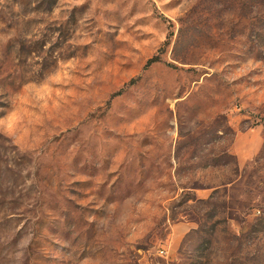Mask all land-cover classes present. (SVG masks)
<instances>
[{
    "label": "rangeland",
    "instance_id": "obj_1",
    "mask_svg": "<svg viewBox=\"0 0 264 264\" xmlns=\"http://www.w3.org/2000/svg\"><path fill=\"white\" fill-rule=\"evenodd\" d=\"M0 264H264V0H0Z\"/></svg>",
    "mask_w": 264,
    "mask_h": 264
},
{
    "label": "built area",
    "instance_id": "obj_2",
    "mask_svg": "<svg viewBox=\"0 0 264 264\" xmlns=\"http://www.w3.org/2000/svg\"><path fill=\"white\" fill-rule=\"evenodd\" d=\"M166 252L164 250L161 251V255H164Z\"/></svg>",
    "mask_w": 264,
    "mask_h": 264
}]
</instances>
